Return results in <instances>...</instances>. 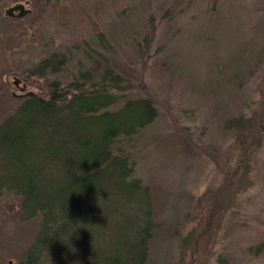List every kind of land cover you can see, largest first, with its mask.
Returning a JSON list of instances; mask_svg holds the SVG:
<instances>
[{
	"label": "trees",
	"instance_id": "obj_1",
	"mask_svg": "<svg viewBox=\"0 0 264 264\" xmlns=\"http://www.w3.org/2000/svg\"><path fill=\"white\" fill-rule=\"evenodd\" d=\"M24 1L34 9L23 17L26 23L57 6L50 0H10ZM1 21L12 25L0 31V200L18 201L17 210L6 214L15 227L6 255L16 258L13 264H146L150 241L162 228L159 189L136 176V162L117 146L158 117L154 100L135 94L143 90L142 79L132 83L133 64L117 63V49L101 31L92 45L74 39L56 50L21 31L15 24L22 21L2 10ZM75 52L90 66L79 60L70 73ZM20 83L35 92L13 98L9 91ZM262 105L253 116H230L222 124L233 143L220 169L221 184L208 189L211 206L202 208L199 222L182 238V253L199 251L214 217L251 184L252 159L262 143ZM247 252L264 255V239Z\"/></svg>",
	"mask_w": 264,
	"mask_h": 264
},
{
	"label": "rangeland",
	"instance_id": "obj_2",
	"mask_svg": "<svg viewBox=\"0 0 264 264\" xmlns=\"http://www.w3.org/2000/svg\"><path fill=\"white\" fill-rule=\"evenodd\" d=\"M191 1L50 0L57 6L45 7L41 18L15 25L56 50L74 39L92 45L101 31L115 45L117 63L133 64L132 83L142 79L143 90L135 94L154 100V123L117 143L136 162V176L159 189L162 228L150 241L146 264H219L220 258L225 264H264V255L247 252L264 239V122L251 184L214 217L199 251L181 252L182 238L199 222L202 208L211 206L208 189L221 184L220 169L233 143L222 124L230 116L259 113L264 102V0H212L198 7ZM18 3L33 15L27 1L0 0V10ZM11 25L1 21L0 31ZM17 58L23 61L25 54ZM71 60L70 73L79 60L90 66L77 52ZM29 92L35 89L20 83L9 94L20 98ZM17 208L16 198H1L0 261L8 264L16 260L6 255L15 227L6 214Z\"/></svg>",
	"mask_w": 264,
	"mask_h": 264
},
{
	"label": "water",
	"instance_id": "obj_3",
	"mask_svg": "<svg viewBox=\"0 0 264 264\" xmlns=\"http://www.w3.org/2000/svg\"><path fill=\"white\" fill-rule=\"evenodd\" d=\"M30 13V10L26 8L25 4H22V3H18V4H15L9 8H7L5 11H4V14L7 16V17H10V18H17V19H21L25 16H27L28 14ZM32 93L29 92L25 95H31ZM15 96V95H14Z\"/></svg>",
	"mask_w": 264,
	"mask_h": 264
}]
</instances>
